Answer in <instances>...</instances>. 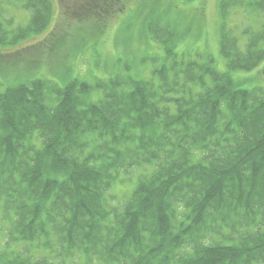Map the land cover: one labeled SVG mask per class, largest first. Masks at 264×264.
<instances>
[{"label": "trees", "instance_id": "1", "mask_svg": "<svg viewBox=\"0 0 264 264\" xmlns=\"http://www.w3.org/2000/svg\"><path fill=\"white\" fill-rule=\"evenodd\" d=\"M59 1L61 25L105 22L126 2ZM20 6L28 21L8 30L0 0V69L35 58L34 44L18 45L52 20L50 0ZM218 11L222 72L212 58L172 57L92 83L67 58L62 85L45 70L0 77V264H264V92L232 77L264 62V0H220ZM238 11L259 22L240 29L244 41L229 25ZM147 31L172 56V29ZM133 167L151 172L112 206L113 180Z\"/></svg>", "mask_w": 264, "mask_h": 264}, {"label": "rangeland", "instance_id": "2", "mask_svg": "<svg viewBox=\"0 0 264 264\" xmlns=\"http://www.w3.org/2000/svg\"><path fill=\"white\" fill-rule=\"evenodd\" d=\"M2 1L5 6L3 21L8 30L16 24H25L28 21L29 12L20 6L23 0ZM50 1L53 12L48 27L42 33L18 45L20 47L34 44L37 47L35 51H38L36 57L32 59L27 54L15 55L24 58L17 61L16 68L5 65L0 69L1 78L7 76L12 78L13 74L24 72H26L24 77L31 75L28 78L33 77L34 72L45 77L44 70L47 71L48 77L53 74L55 76L56 71L64 73L67 58L75 64L72 77L77 73L92 83L97 78L104 80L118 76L125 79L139 78L148 75L155 66L163 62L168 63L172 57L177 60L180 58L202 60L208 57L212 58L217 71L226 70V62L218 51L220 0H126L125 8L105 22L94 19L79 23L73 20L63 25L60 24L64 20L60 1ZM232 16L229 25H237L234 30L243 41L245 37L240 33V29L244 24L252 23L255 26L259 24L251 18L250 13L238 11ZM10 19L11 23L8 25L7 20ZM234 19L238 21L235 22ZM149 24L168 25L174 30L176 36L173 41H176V46L172 56L166 55L164 45L160 41L151 38L147 31ZM55 32L61 34L57 35ZM5 47L9 46L0 45V54ZM263 63L252 71H232V77L242 81V87H257L264 92ZM37 64L39 67H35ZM49 79L57 81L60 85L67 80L60 81L56 76ZM100 93V90L92 93V98H98ZM145 171H147L145 167L128 172L119 170L118 177L113 180L109 189L110 195H115V198H110L109 203L121 206L124 198L132 193L138 175ZM2 224L7 226L8 222L4 220ZM5 231L0 227V239L4 237ZM1 242L0 240V246ZM74 258L73 261H68V264H82L81 257ZM85 264L100 263L91 261Z\"/></svg>", "mask_w": 264, "mask_h": 264}]
</instances>
